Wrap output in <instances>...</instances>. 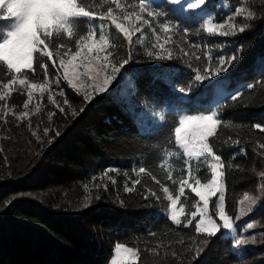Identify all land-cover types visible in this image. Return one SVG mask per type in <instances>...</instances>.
I'll return each instance as SVG.
<instances>
[{
    "label": "trees",
    "instance_id": "trees-1",
    "mask_svg": "<svg viewBox=\"0 0 264 264\" xmlns=\"http://www.w3.org/2000/svg\"><path fill=\"white\" fill-rule=\"evenodd\" d=\"M261 3L262 0H206L214 22H226L228 16L234 14L233 9L242 4H246L247 8L251 5L248 9L257 11V16L251 21L240 17L243 23L250 26L236 36H208L198 28L200 16L196 14L188 16L178 13V18L174 20L178 26H197L189 30L191 40L202 44L223 42L220 51L225 55L240 50V59L233 62L223 75L227 78L226 89L239 93V103L228 99L220 107L226 116L233 117L226 121L231 127L222 131L221 139L228 135L239 138L244 142L241 146L247 149L246 156L236 158L235 163L241 167L226 171V212L233 218L245 191L252 194L258 179L264 181L260 175L264 171V155H260V152L264 150L258 148L264 134L258 133V130L250 131L247 124V121H264V9H261ZM157 4L154 3L152 7L160 11ZM14 26L12 19L0 20V42ZM194 30H199L200 35H192ZM111 31L115 33L114 26ZM58 39L54 32L50 44L55 46ZM174 39L179 40V34ZM63 41L72 45L66 36ZM55 50L63 51L62 48ZM220 51L213 49L217 56ZM37 57L47 59L34 53V65ZM186 61L187 57L156 62L142 54L137 55L135 62L126 66L127 71H122L110 84L109 93L103 94L106 99L97 96L79 118L65 117L52 106V111L57 112L54 127L61 131V136L52 144H34L28 130L22 128L23 121L16 120L22 102L26 100L24 91H12L5 102H0V114L5 103L14 106L6 117L7 124L0 121L1 138L18 134L16 137H23L26 143L22 145V151L19 147L20 150L12 155L16 157L14 162H0L3 165H0V264H109L116 242L136 248L137 258L143 264H175L173 261L177 259L183 260L182 264H264V208H260L255 216V221L263 230L262 244L256 246V251L246 250L244 257L239 258L230 248L231 240L219 233L209 238L204 234H195L194 228L176 229L171 226L165 219L166 200L152 201L151 206H142L146 202L135 194L123 192V183L128 179L123 173L128 172L134 179L132 168L138 167V163H147L153 173L163 180L165 173L155 166L151 154L162 147H172L168 144V132L174 121L178 126L177 110L181 109L182 104L195 103L182 97L174 98L171 102L164 99L168 89L159 81L151 84L154 66L174 65L180 82L190 77L189 94L199 93L202 86L211 81H195L193 69L188 67ZM198 63L191 61L192 65ZM48 64L49 72L55 73L56 70L51 67L52 61H48ZM2 71L3 68H0ZM254 82L256 86L251 87ZM241 86L243 90L237 91ZM61 87L74 103L79 99L66 83L62 82ZM122 88H125L127 95L119 93ZM199 100L200 96L197 95L196 101ZM165 106L170 110L164 113L165 119L158 125L162 127L153 131L157 127V116ZM196 107L206 108L208 105L196 103ZM225 109L229 110L224 112ZM42 123H47V119H43ZM19 127L22 131L18 130ZM174 139L172 129L173 143ZM154 145L157 147L153 148ZM220 150L227 162L230 154L238 151V146L229 148L221 144ZM107 167L120 170L119 174H110L117 179V185L109 184L107 193L100 190L103 199L96 201L93 198L90 206L83 208L85 197L93 195L97 191L95 184L101 182L92 177H100ZM204 171L207 170L202 169L201 175ZM141 178L152 187H157L150 177L142 174ZM164 182L171 186L169 181ZM186 192L188 206L185 207V214L195 210L190 205L198 200L190 189H186ZM117 194L125 200L127 207L121 208L115 203ZM9 201L11 204H8ZM184 218L182 214L181 219ZM152 232L156 236H152ZM189 237L207 243L202 247L199 243L194 245ZM181 239L184 240L183 244L180 243ZM193 246L201 247V251L198 257L191 260L189 257L196 256ZM149 249L154 251L150 252Z\"/></svg>",
    "mask_w": 264,
    "mask_h": 264
},
{
    "label": "snow or ice",
    "instance_id": "snow-or-ice-1",
    "mask_svg": "<svg viewBox=\"0 0 264 264\" xmlns=\"http://www.w3.org/2000/svg\"><path fill=\"white\" fill-rule=\"evenodd\" d=\"M0 3L7 5L6 9H0V20L12 19L15 25L14 30L6 32L3 42H0V62H3L0 65V68H3L0 72V87L7 90L12 85L19 84L26 90V100L21 105L23 111L15 118L18 122L27 119L32 136L41 144H52L61 136L59 128L54 127L56 111H47V124L42 131L38 125L33 130L32 121L28 119L31 114L40 113L47 107L41 104L45 93L48 104L58 109L65 117L76 119L97 96L106 99L103 94L108 92L109 85L122 71H127L126 66L134 63L137 55L142 54L156 62L182 60L187 57L186 63L193 69L197 82L208 79L210 75L215 77L226 72L233 62L240 59L239 49L229 55L220 51L223 42L211 41L202 44L191 40L189 30L196 29L197 26L175 24L174 20L178 18V13L195 16L192 10L197 9L205 13L200 18L198 28L210 37L236 36L237 33H244L250 26L248 23H237L231 15L226 22H214L206 0H160L156 5L161 8L160 11L146 4L145 0H0ZM35 4L51 8L49 15L57 22L53 28L41 29L39 18L43 13L37 12L35 33L25 30L24 21ZM14 5L17 6L15 10ZM260 7L264 9V0ZM233 11L235 17L242 16L245 21H251L257 16V11H246L241 6H236ZM113 26L115 33L111 31ZM54 32L56 37L60 38L56 40L55 46L50 44ZM177 34L179 40L174 39ZM191 34L199 36L200 31L194 30ZM65 36L72 41L71 46L63 41ZM56 48H62L63 51L55 50ZM214 48L220 51L218 56L214 55ZM34 53L47 59L40 60L37 57L34 65ZM57 59L59 66L56 63ZM192 60L199 63L192 65ZM48 61H52L51 67L56 70L55 73L49 72ZM11 73L17 75L11 76ZM22 73L23 78L20 76ZM152 77V85L159 81L168 89V95L164 99L171 102L174 98L183 97L184 100L195 103L182 104L178 126L174 121L168 132V144L172 147H162L151 154L155 166L165 173L163 180L153 173L147 163H138V167L132 168L134 179L128 172L123 173L128 178L123 183V192L135 194L146 202L142 206H151L152 201L166 200L168 202L165 205L166 222H170L176 229L194 228L195 234H204L209 238L217 236L218 233L223 235L222 229L232 233L238 232V229L245 226L234 227L233 217L226 212V171L241 167L235 161L238 156H246L247 149L241 146L244 142L239 138L228 135L221 139L222 131L231 127L226 121L233 119L221 112L217 106L218 101L213 102L223 90L222 81L213 79L209 84L203 85L199 93L189 94L191 78L187 77L180 82L174 65L156 64ZM62 82L66 83L74 96L79 98L75 103L61 87ZM255 86L254 82L251 87ZM37 91L41 95L39 100L33 103V93ZM8 95V91H0V102H5ZM197 95L200 96L199 101H196ZM238 96L237 92H228L225 99L239 103ZM196 103L207 104L208 107L197 108ZM13 107L8 103L3 105L0 121L7 124L6 117ZM229 109H225L224 112ZM160 119L164 120L165 117L161 115ZM247 124L250 131L258 130V133L264 134V121H247ZM161 127L157 126L153 131H158ZM172 129L175 135L174 143ZM221 144L229 148L238 146V151L230 154L227 162L220 150ZM258 148L264 150V139L258 143ZM260 155H264V151L260 152ZM202 169L207 171L201 175ZM119 172L120 170L115 167H107L102 170L100 177L94 175L92 179L101 182L95 184L97 191L93 195L85 197L82 207L87 209L93 198L96 201L102 200L100 190L107 193L109 184L116 186L117 179L110 174ZM142 174L150 177L157 187L144 182ZM260 175L264 177V171ZM105 180L107 182H103ZM164 181H169L171 186ZM186 189H190L198 200L190 205V208L195 210L185 214V207L188 206ZM261 192L264 193V187L261 188ZM182 197L185 198L184 201L181 200ZM245 202L254 204L256 199L245 191L239 204L243 206ZM115 203L121 208L127 207L125 200L118 194ZM8 204H11V201ZM246 210L251 209L241 207L235 219L239 221ZM182 214L185 216L183 220ZM246 228L252 229L253 223L247 222ZM151 235L156 236V233L152 232ZM189 239L194 245L199 243L201 247L207 243L204 240L198 242L194 237ZM180 243L183 244L184 240L181 239ZM245 243L247 241L244 239L236 240L237 245ZM201 247L195 248L197 254L200 253ZM114 248L119 264H128L138 254L136 248L125 246L122 242H116Z\"/></svg>",
    "mask_w": 264,
    "mask_h": 264
},
{
    "label": "rangeland",
    "instance_id": "rangeland-1",
    "mask_svg": "<svg viewBox=\"0 0 264 264\" xmlns=\"http://www.w3.org/2000/svg\"><path fill=\"white\" fill-rule=\"evenodd\" d=\"M145 3L152 7V5L154 3H160V0H145ZM173 7L174 8H178L179 6H173ZM241 7H244L246 11H248L250 9L249 7H248L249 9L247 8L246 4H242ZM137 9H138V5H137ZM192 12L195 13L196 15L200 16L199 19L205 15L203 12L201 13L198 9L197 10H192ZM232 17L235 19V21L237 23H243V20L240 17H235V14H233ZM240 19H241V21H239ZM14 28H15V26L12 29H10V31L14 30ZM57 66H59V61L58 60H57ZM61 74H62V69H61ZM224 74L225 73L223 72V73H221V74H219L218 76H215V77L210 75L208 77V79H206V80H210V79L213 80V79H216V77L220 78ZM15 75H17V74L14 73L13 76H15ZM20 76H21V78H23V74H20ZM218 80L222 81V89L223 90L215 97V100L213 102L215 103L216 101H218L219 103H218L217 106L220 108L223 105V103L228 100V99H225V96H227L228 92H232V91L226 89L225 85L227 83V78H225V76H223V78H220ZM125 84H126V82H125ZM109 87H110V85H109ZM243 88L244 87L241 86L237 91H242ZM18 89L24 91L25 92L24 94L26 95V90L22 86H20L19 84H14V85L11 86L10 89H7V90H5L2 87H0V91H8L9 94L12 91H17ZM124 89L122 88L121 92H119V93L127 95L126 90H124ZM106 93H109V90ZM106 93H104V94H106ZM33 95H34L33 103H35L37 100H39L41 94L37 91V92H34ZM6 99H7V97H6ZM182 99H183V97H182ZM41 104L42 105H47V107H45L43 109V111L40 112V113L31 114L30 117L28 118V119H31V121H32L33 130L38 125L40 131H42L43 128L45 127V125L47 124V123H42L43 119H47V117H46L47 111L52 110L51 109L52 105L48 104V102H47V93L44 94V99L41 102ZM30 108H32V105H30ZM168 110H170L169 107L165 106L164 108L161 109V112L159 111L160 113L157 116L158 123L155 125V127L163 122V120L160 119V116L161 115L164 116V113H166ZM21 111H23L22 107H21ZM177 111H178V113H177L178 116L182 114L181 109H178ZM146 114L148 115L147 111H146ZM146 114H144V115H146ZM152 119H153V116H151V120ZM142 124L145 125V123H142ZM22 128L28 130L27 133H28V135L31 136V139H32L33 143L37 144L38 142L36 141L35 137L32 136L31 130L28 127V120L27 119L23 120ZM22 128L19 127L18 130L22 131ZM21 134H23V133H21ZM17 135L18 134H15V135H13L12 137H9V138H7V137L1 138V136H0V156H1L0 162H6L8 160L14 162L13 160L16 157L12 156V155L16 154V152L18 151V149L20 150V148H22L21 151L23 150V146L22 145H24L26 143L24 142L23 137L17 138L16 137ZM33 143H32V145H33ZM20 152H18V154ZM5 154H6V156H3ZM0 165H2V164L0 163ZM262 187H264V181L261 180V179H258L257 186L254 187V191L252 192V194H249L250 196H252V197H254L256 199V203L253 204V203H250V202H245V204L243 206H241L239 204V201H238L235 217L237 215H239V209L241 207H244L245 209H251V210L250 211L246 210L244 212V214L241 216L239 221H237L235 219V217H234L232 222L234 224V227H236L238 225H244L245 227L242 228V229H238V232H236V233H232V232H229L228 230H224V229L221 230L222 233H223V236L225 238H229L231 240L230 248H231V250L233 252H235V254L238 255L239 258H243L244 257V252L246 250L252 249V250L256 251V249H255V248H257L256 246L262 244L263 230L259 227V225L255 221V216L258 213V211L260 210V208L261 209L264 208V193L261 192V188ZM212 199H214V198H212ZM240 199H243V196ZM179 207L180 206L178 205L177 206V210H179ZM247 222H252L253 223V228L252 229H247L246 228ZM238 239H244V240L247 241V243L241 244V245H237L236 244V240H238ZM193 252H194V254L196 256L189 257L191 260H194L193 257H198V254L195 252L194 246H193ZM137 257H138V254H137ZM137 257L131 259L128 262V264H143V263L140 262V260H138ZM175 261L176 260L173 261L175 264H177V263L182 264L183 260L177 259V261L176 262ZM178 261H180V262H178ZM109 264H119V262L117 260V257H116L115 249H114L113 256H112L111 261L109 262Z\"/></svg>",
    "mask_w": 264,
    "mask_h": 264
},
{
    "label": "clouds",
    "instance_id": "clouds-1",
    "mask_svg": "<svg viewBox=\"0 0 264 264\" xmlns=\"http://www.w3.org/2000/svg\"><path fill=\"white\" fill-rule=\"evenodd\" d=\"M17 6H13V10H15ZM7 5L4 3H0V9H6ZM37 12L43 13V15L39 18V27L41 29H51L57 23L54 21L49 13L51 12V8L42 4H35L30 9V14L27 16L26 20L24 21V28L26 31L31 33H35L37 27Z\"/></svg>",
    "mask_w": 264,
    "mask_h": 264
}]
</instances>
